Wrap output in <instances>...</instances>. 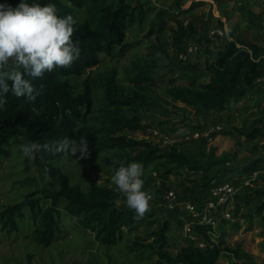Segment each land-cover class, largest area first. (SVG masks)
<instances>
[{"label":"trees","instance_id":"16d2710c","mask_svg":"<svg viewBox=\"0 0 264 264\" xmlns=\"http://www.w3.org/2000/svg\"><path fill=\"white\" fill-rule=\"evenodd\" d=\"M5 1L13 7L20 2ZM131 1L29 0L42 5L54 4L58 16L72 14L78 21L74 26L73 39L79 41L81 51L79 59L71 67L56 68L31 81L37 89L44 86L42 94L37 95L33 102L24 96H15L11 90L12 81H6L9 90L3 94L6 102L0 107V155H6L5 147L9 142L17 144L20 138L25 143L47 142L53 145L51 151L36 153L32 164L56 185L50 182V188L44 187L39 192L42 196L30 193L23 201L4 208L0 212V229L8 234L16 233L25 221L31 229L32 242L46 248L64 232L61 220L64 215L72 226L74 224L86 235H93L101 248L124 245L128 253L136 256L147 251L149 255L156 256L155 264H217L222 253L227 256V264H250L253 261L251 255L242 248L224 247L222 236L217 239V244H207L205 248H198L187 240L186 245L172 251L168 236L172 226L170 220L161 221L150 234L140 236L136 227H149L154 223L152 219L156 212L151 204L150 210L142 218H137L125 200L119 201L121 193L115 185H91L82 189L70 184L60 168L53 165L59 158L103 155L104 165L114 174L120 166L114 161L125 166L139 162L144 165L145 171L156 175L150 179L160 181L162 189L165 188L164 179L180 169L204 174L210 172V163L196 160L174 147L165 149L149 140H134L123 134L147 130L142 114L150 112L160 103L155 75L170 45L161 30H149L144 35L150 37L155 33V40L150 43L146 55L130 64L126 80H121L112 69L105 73L88 74L77 82L87 70L100 63L101 56L120 58L134 48L137 42L127 43L126 35L134 25L146 24L148 10L142 0ZM174 1L178 3L180 0ZM218 25L216 29H222V25ZM192 33V25L183 26L177 22L172 37V46L177 52H185L184 39ZM205 40L210 42L208 37ZM206 55L209 62L205 68L198 70L191 67L192 76L185 85L177 84L175 79L168 81L163 91L166 98L195 110L222 113L229 104L246 99L255 85H260L256 81L264 77V45L259 41H228L215 52L206 51ZM7 70L0 69V73ZM205 78H208L207 82ZM95 103H99V107ZM205 126L200 123L196 130L202 131ZM242 129V136L249 142L261 135V130L256 127ZM65 138L68 141L66 146L56 151V142ZM263 165L264 157L257 158L238 170L227 182L220 180L223 176L212 175L202 183L201 192L205 196L190 197L187 202L201 210L207 201L214 200L212 188L225 183L236 186L252 173L263 170ZM217 172L221 174L223 169ZM260 193L255 191L252 197ZM250 198L251 195L244 197L247 202ZM262 210L264 201L255 210L264 232ZM219 211L218 226L226 223ZM194 230L206 240L208 228L197 225Z\"/></svg>","mask_w":264,"mask_h":264},{"label":"rangeland","instance_id":"374dc122","mask_svg":"<svg viewBox=\"0 0 264 264\" xmlns=\"http://www.w3.org/2000/svg\"><path fill=\"white\" fill-rule=\"evenodd\" d=\"M131 2H134L132 0ZM147 11V22L143 26L134 25L126 35L127 43H134V48L124 57L114 58L101 56L100 63L87 70L78 78L80 82L88 74L105 73L112 69L121 80H126L130 64L138 61L149 52L150 43L156 34L145 37L149 30H161L169 42L167 52L159 63L155 78L160 103L150 112L143 113L148 129L144 132H124L134 140H149L154 144L168 149L176 148L179 152L188 154L201 162L210 163L207 174L180 169L164 179L165 188L160 181L152 180L156 175L151 171L144 172V191L151 199L150 204L156 214L153 224L149 227H136V233L147 236L156 229L163 220H170L172 226L168 233L173 251L186 245V224L191 220L185 208L191 198L204 197L201 192L202 183L212 175L223 176L224 181H230L242 167L253 160L261 158L264 149V84L255 85L251 93L241 103L229 104L225 112L195 110L183 106L180 102H172L163 91L170 79L177 84L185 85L192 76L190 68L203 70L207 65L206 51H217L228 41H259L264 45V0H142ZM0 4H6L0 0ZM177 22L183 26L192 25L193 33L184 39L185 51L189 46L195 48L194 54L181 60L180 55L172 46V37L177 28ZM221 24L224 35L215 41L206 42L208 33ZM260 37V38H259ZM205 82L208 78L204 79ZM260 88V90H258ZM253 92V93H252ZM99 107V103H95ZM218 126L220 131L207 136L206 129L197 131V125ZM259 128L261 135L249 142L242 136V128ZM196 135L200 136L195 138ZM19 143L9 142L6 155H0V212L24 200L25 196L50 188V182L28 159L19 153V146L25 144L22 138ZM134 154V153H133ZM263 158V157H262ZM60 168L70 184L88 189L91 185L113 187L110 168L103 163V155L59 158L53 162ZM264 166V165H263ZM221 174L217 171L222 170ZM256 171V178L246 186L237 183V193L233 197V205L228 206L232 222L226 221L217 225L219 237L222 236L223 246L242 248L252 257L250 264H264V232L260 216H255V210L264 201V168ZM228 170L231 172H228ZM225 171V172H224ZM223 173V174H222ZM251 176H254L253 173ZM248 178V177H247ZM31 180V181H29ZM223 181V182H224ZM261 193L255 197L253 193ZM251 195L249 202L244 197ZM125 197L121 193L120 202ZM223 210L218 213L221 214ZM63 231L57 241L49 247H41L32 242L31 229L26 222L20 224V231L8 234L0 229V264H155L157 258L144 251L140 256L128 253L124 245L103 249L98 245L93 235H86L83 230L62 215ZM178 221L180 224L178 225ZM228 259L222 253L217 264H227Z\"/></svg>","mask_w":264,"mask_h":264},{"label":"clouds","instance_id":"9594fccd","mask_svg":"<svg viewBox=\"0 0 264 264\" xmlns=\"http://www.w3.org/2000/svg\"><path fill=\"white\" fill-rule=\"evenodd\" d=\"M77 19L72 14L57 15L52 3L40 4L20 0L15 6L0 4V107L6 102L3 94L12 81L15 96H24L33 102L41 95L43 85L35 88L31 81L56 68H69L79 59V41L73 39ZM160 55V54H157ZM27 77V78H26ZM68 143L67 138L56 142V151ZM23 157L34 159L41 151H51L49 143L28 142L19 146ZM120 166L111 176V183L125 197L128 208L142 218L150 210V195L144 191V165L131 162Z\"/></svg>","mask_w":264,"mask_h":264},{"label":"built area","instance_id":"2783aa9c","mask_svg":"<svg viewBox=\"0 0 264 264\" xmlns=\"http://www.w3.org/2000/svg\"><path fill=\"white\" fill-rule=\"evenodd\" d=\"M224 35V30L222 29H213L208 33V39L210 41H215L217 38H220ZM195 48L193 46H189L186 51L180 55L181 60H186L188 56L194 54ZM256 83L264 84V77L258 79ZM208 132L207 136L215 131H219L221 128L218 126H205ZM199 136V135H198ZM196 135L195 138H198ZM261 156L264 157V149L262 150ZM254 176H248V178H244L242 183L246 186L250 185V183L256 178V172L253 173ZM237 190L232 185L225 183L223 185L216 186L212 188L211 195L213 197V201H207L201 210H197V208L193 204H186L185 208L191 217V220L186 224V235L188 239L195 244L198 248H205L207 244H217L219 238V231L216 230L218 225L217 220V211L225 209L220 215L226 221L232 222L231 214L228 211V206L233 205V197L236 195ZM261 214L264 216V210H262ZM200 225L208 228L206 232V240L205 236L201 235L199 232L194 230V227Z\"/></svg>","mask_w":264,"mask_h":264}]
</instances>
